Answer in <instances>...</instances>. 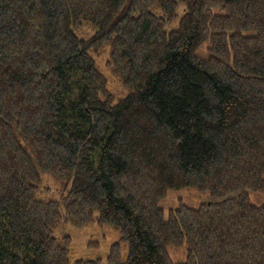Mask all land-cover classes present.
I'll list each match as a JSON object with an SVG mask.
<instances>
[{
  "label": "trees",
  "instance_id": "trees-1",
  "mask_svg": "<svg viewBox=\"0 0 264 264\" xmlns=\"http://www.w3.org/2000/svg\"><path fill=\"white\" fill-rule=\"evenodd\" d=\"M190 188L209 199L165 218L167 193ZM250 192L264 0H0V264H100L70 260L64 224L116 232L106 264H264Z\"/></svg>",
  "mask_w": 264,
  "mask_h": 264
},
{
  "label": "rangeland",
  "instance_id": "rangeland-1",
  "mask_svg": "<svg viewBox=\"0 0 264 264\" xmlns=\"http://www.w3.org/2000/svg\"><path fill=\"white\" fill-rule=\"evenodd\" d=\"M184 7L178 9V17L183 14ZM176 24V23H175ZM175 24L170 26L171 29L176 27ZM85 34H89L85 30ZM207 45L200 46L196 55L200 58H207ZM105 55L97 58L99 69L105 75L108 81L109 90L116 95L117 99L127 96V90L123 89L119 81L110 75L105 65ZM46 187H49L50 180L45 178ZM209 199L208 194H202L198 190L190 188L179 191H169L165 199L159 203V207L164 211L165 218L169 210H173L183 204L188 208L197 209L201 204L206 203ZM249 200L255 207H261L264 204V194L249 193ZM61 232L66 233L71 237L70 254L71 261L75 260H97L100 264H106V257L109 253L110 246L117 242L119 235L107 228H100L96 225L88 226L81 229H76L68 224H64ZM168 255L173 263H183L186 260V247L168 248Z\"/></svg>",
  "mask_w": 264,
  "mask_h": 264
}]
</instances>
